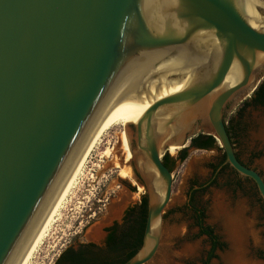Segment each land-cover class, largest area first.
I'll use <instances>...</instances> for the list:
<instances>
[{
	"label": "water",
	"instance_id": "1",
	"mask_svg": "<svg viewBox=\"0 0 264 264\" xmlns=\"http://www.w3.org/2000/svg\"><path fill=\"white\" fill-rule=\"evenodd\" d=\"M263 78L264 0H0V264L22 263L101 126L137 101L126 165L146 215L122 264L158 250L170 145L210 136L264 203L224 121Z\"/></svg>",
	"mask_w": 264,
	"mask_h": 264
},
{
	"label": "rangeland",
	"instance_id": "2",
	"mask_svg": "<svg viewBox=\"0 0 264 264\" xmlns=\"http://www.w3.org/2000/svg\"><path fill=\"white\" fill-rule=\"evenodd\" d=\"M247 99L227 107L224 112L225 126L238 161L256 171L264 181V145L260 140V134L264 132V105L242 106ZM121 141L122 129L114 127L90 152L82 168L83 175L69 196L60 218L28 264H53L68 244L101 240L100 232V238L96 241L88 238L89 234L95 228L99 227L100 230L111 221H118L127 204L137 205L145 195L142 186L133 184L132 179L124 177L121 170L112 165L116 147ZM218 149L217 143L216 148L209 150L192 151L193 148H188L187 158L182 163L175 159L180 148L164 152L173 161L170 197L162 215L160 240L169 241L173 252L180 251L184 245L196 247L192 256L182 259L174 257V264H203L209 242L205 236L198 234L191 208L200 209L204 224L213 230L223 244L221 250L214 251L215 257L208 260V264H225L223 256L229 250V243L219 224L211 222L209 217L214 192H222L232 204L240 201L245 204V217L250 220L252 231L246 240V254L254 264H264V204L249 180L233 173L228 166L215 171L222 159V151ZM191 164L193 169L189 171ZM114 211H119L118 216L113 215ZM157 254L154 256L157 257Z\"/></svg>",
	"mask_w": 264,
	"mask_h": 264
},
{
	"label": "bare ground",
	"instance_id": "3",
	"mask_svg": "<svg viewBox=\"0 0 264 264\" xmlns=\"http://www.w3.org/2000/svg\"><path fill=\"white\" fill-rule=\"evenodd\" d=\"M143 101H137L131 105L125 106L113 116H111L99 129L90 145L88 146L85 154L80 160L79 164L75 168L74 172L70 176L63 190L61 191L59 197L57 198L55 204L53 205L51 211L49 212L46 220L44 221L38 235L36 236L33 244L31 245L29 251L27 252L25 258L21 264H28L31 261L32 255L42 243L43 239L47 236L53 224L60 218L61 211L68 202L69 196L72 194L79 178L83 175L82 168L86 162L87 157L90 152L95 148L96 145L101 141L105 133L114 128L120 127L122 129V141L121 144L116 147L117 152L114 156L115 160L112 162L114 167H118L122 175L127 178H131V173L129 167L126 165L127 161L130 159L131 154L128 145V132L125 126V120L132 118L134 114L140 109ZM260 140L264 145V132L260 134ZM177 146L170 145L167 147L166 151H171ZM178 148V147H177ZM179 149V148H178ZM120 155L123 157V164H120ZM85 167V166H84ZM193 165L188 166V170L191 171ZM83 177V176H82ZM123 178V177H122ZM81 182V181H80ZM135 182L133 181V184ZM139 187V186H138ZM139 189H141L139 187ZM245 204L243 202H236L232 204L228 197L222 192H214L212 196V207L209 212L210 221L219 224L222 228L223 236L229 243V250L224 254L223 259L225 264H254L251 258L246 254V240L250 234L251 222L245 217ZM119 211H114L113 215L118 216ZM95 228V227H94ZM99 228V227H98ZM253 235V234H252ZM92 240H97L100 238L98 229L95 228L89 237ZM196 247L191 245H184L180 251L173 252L172 245L169 241L162 242L160 240L158 250L156 251L157 257L154 256L152 264H174V257L182 259L187 256H192L195 252ZM155 254V255H156Z\"/></svg>",
	"mask_w": 264,
	"mask_h": 264
},
{
	"label": "flooded vegetation",
	"instance_id": "4",
	"mask_svg": "<svg viewBox=\"0 0 264 264\" xmlns=\"http://www.w3.org/2000/svg\"><path fill=\"white\" fill-rule=\"evenodd\" d=\"M224 166H226V164L224 163V160L221 159L218 164V167L215 168V171L221 169ZM231 171L235 173L233 170ZM140 207L141 199L139 200L137 205L135 203H133V205L127 204L123 208L118 221L113 220L111 221V224L108 227L103 228L102 231L104 233V236L101 238V240L97 242L85 241L72 242L68 244V246L64 248V250H68V259L63 258L57 264L119 263L122 258L128 253V247H130L135 242V239L137 237L136 229L138 227L137 224L139 222L138 212ZM142 233L143 231H141L140 234V242L142 238ZM215 236L217 237L218 242L222 244L218 236L216 234ZM72 256H76L77 259L72 261Z\"/></svg>",
	"mask_w": 264,
	"mask_h": 264
},
{
	"label": "trees",
	"instance_id": "5",
	"mask_svg": "<svg viewBox=\"0 0 264 264\" xmlns=\"http://www.w3.org/2000/svg\"><path fill=\"white\" fill-rule=\"evenodd\" d=\"M249 104L259 105V106L264 105V78L260 82V84L257 86V88L254 90V92L251 94V96L247 100L243 101L242 106H247ZM226 131H227V134L230 138L229 130L227 127H226ZM188 147L198 149V150H202V149L203 150H209V149L216 148V142L210 136H204V135L198 134L197 136L191 138ZM186 151H187V148L180 149L179 151H177L175 159L179 163H182L187 158ZM161 160H162L163 165L168 170L171 171V166H172V161H173L172 158L168 157V155H164ZM222 160H224L223 156H222ZM191 209L194 212L195 226L198 228V234L205 236L208 239V242L210 245V249H209V252L207 254L206 261L203 263V264H208V260L215 257L214 251L216 249L221 250L223 247V244L218 242L217 237L213 233V230L209 226L204 225V221H203L204 218H203L202 210L195 209L193 207ZM145 215H146V200H145V197L143 196V197H141V207H140L139 212H138L139 222L137 224L138 227L136 229L137 237L135 239V242L130 247H128V249H129L128 253L117 264H122L123 262H125L128 258H130L134 254V252L140 246V243H141L140 242V234H141V231H143L144 222H145ZM63 258L68 259V250H63L58 255V257L53 261V264H57ZM71 259H72V261H74L77 259V257L72 256Z\"/></svg>",
	"mask_w": 264,
	"mask_h": 264
}]
</instances>
